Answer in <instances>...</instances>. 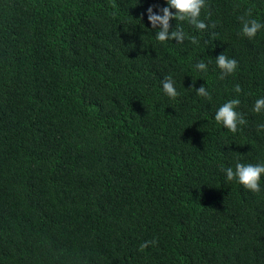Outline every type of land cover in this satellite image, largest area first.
I'll list each match as a JSON object with an SVG mask.
<instances>
[{
    "label": "trees",
    "instance_id": "obj_1",
    "mask_svg": "<svg viewBox=\"0 0 264 264\" xmlns=\"http://www.w3.org/2000/svg\"><path fill=\"white\" fill-rule=\"evenodd\" d=\"M206 4L216 26L171 20L177 43L147 19L166 0H0V264H264V175L252 192L221 168L264 164V29L238 19L264 0ZM233 98L236 133L214 119Z\"/></svg>",
    "mask_w": 264,
    "mask_h": 264
},
{
    "label": "clouds",
    "instance_id": "obj_2",
    "mask_svg": "<svg viewBox=\"0 0 264 264\" xmlns=\"http://www.w3.org/2000/svg\"><path fill=\"white\" fill-rule=\"evenodd\" d=\"M166 7L160 8L158 12L153 11V7L147 8V19L153 29L159 28L155 34V38L159 42H166L170 40H175L177 43H183L186 34L183 28L176 24L175 28L170 31L171 25L170 21H185L187 20L191 25H193L197 30L201 32L208 30L210 27L214 28L216 25H208L200 19L201 10L207 7L206 0H166ZM236 7H239L237 5ZM175 9V13L171 11ZM162 13V14H160ZM211 15V12L208 13ZM252 10L249 9L244 15L238 17L242 27L240 34L252 39L256 34L264 29V23L258 22L256 19H249L251 17ZM191 43L198 44L199 40L196 36L188 37ZM216 64L221 70V79L225 75L233 74L237 67L238 62L235 59L225 56L223 53L219 54L216 58ZM196 68L199 71H206L207 65L201 61L196 64ZM194 83V81H193ZM162 87L164 93L170 98H176L179 96L178 91L175 87V82L171 76H166L162 81ZM192 89V86L189 87ZM242 91L241 86L237 84L234 88V92L239 94ZM198 96L204 97L206 99H211V95L207 88L202 85L195 90ZM239 99L233 98L222 104L215 113L214 119L217 123L223 125L224 128L232 133H236L239 129V125L246 124V120L241 113L236 111L239 107ZM253 111L256 113H261L264 111V97H261L255 101ZM258 130H264V124L258 126ZM222 170L226 174V179L228 181L237 180L244 188L252 192H259L260 181L262 175H264V164H244L237 162L235 164V169L232 167L224 168L221 165ZM155 240L145 241L140 245V249L144 250L149 245H154Z\"/></svg>",
    "mask_w": 264,
    "mask_h": 264
}]
</instances>
